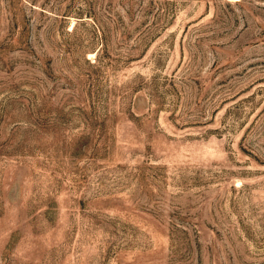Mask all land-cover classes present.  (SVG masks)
I'll return each instance as SVG.
<instances>
[{
	"label": "rangeland",
	"instance_id": "1",
	"mask_svg": "<svg viewBox=\"0 0 264 264\" xmlns=\"http://www.w3.org/2000/svg\"><path fill=\"white\" fill-rule=\"evenodd\" d=\"M0 264H264V0H0Z\"/></svg>",
	"mask_w": 264,
	"mask_h": 264
}]
</instances>
